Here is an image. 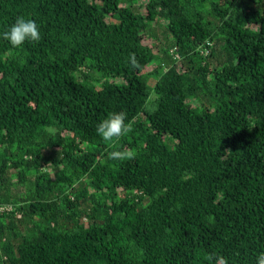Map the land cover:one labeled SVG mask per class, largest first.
<instances>
[{
    "label": "trees",
    "instance_id": "obj_1",
    "mask_svg": "<svg viewBox=\"0 0 264 264\" xmlns=\"http://www.w3.org/2000/svg\"><path fill=\"white\" fill-rule=\"evenodd\" d=\"M139 3L0 0V33L23 16L42 37L0 38V264L264 252V0ZM158 22L167 43L147 45ZM120 111L133 131L105 142L96 127ZM125 148L135 159H108Z\"/></svg>",
    "mask_w": 264,
    "mask_h": 264
},
{
    "label": "clouds",
    "instance_id": "obj_2",
    "mask_svg": "<svg viewBox=\"0 0 264 264\" xmlns=\"http://www.w3.org/2000/svg\"><path fill=\"white\" fill-rule=\"evenodd\" d=\"M0 38L7 40L13 48L18 49L26 42L39 43L42 37L40 28L34 20L19 16L8 30L0 33ZM128 62L134 69H140L141 67L135 53L129 55ZM132 131V121L129 120L127 113L124 111L109 113L96 127L97 135L109 143L120 140ZM135 157L136 152L128 148L108 153V159L118 162L131 161ZM206 260L208 264H228L224 256L216 253L208 255ZM256 264H264V252L257 255Z\"/></svg>",
    "mask_w": 264,
    "mask_h": 264
},
{
    "label": "rangeland",
    "instance_id": "obj_3",
    "mask_svg": "<svg viewBox=\"0 0 264 264\" xmlns=\"http://www.w3.org/2000/svg\"><path fill=\"white\" fill-rule=\"evenodd\" d=\"M148 0H140V3L138 6H135V9L137 10H140L142 13L145 12L146 10V4H147ZM152 31L154 33V35L157 36V40H148L146 39L145 40V43L147 45H161V44H166L167 43V35L165 33V30H164V26L161 22H158V23H154L152 25ZM156 67V64H152L150 65L148 68H147V71H152L154 70ZM87 74L89 75L90 77V80L94 83H96L98 86L101 85V81H103V79H101V76L98 74V73H94L93 71L91 70H86ZM117 82H121V80H117ZM154 79H151L150 80V87H153V84H154ZM151 91V94H150V97H149V100H148V103L146 105V110L148 112H152L155 108H156V99H157V95L155 94V92L150 89ZM57 155V153L55 154ZM26 188H19V189H15L14 191L16 193H19V194H26Z\"/></svg>",
    "mask_w": 264,
    "mask_h": 264
},
{
    "label": "built area",
    "instance_id": "obj_4",
    "mask_svg": "<svg viewBox=\"0 0 264 264\" xmlns=\"http://www.w3.org/2000/svg\"><path fill=\"white\" fill-rule=\"evenodd\" d=\"M205 52H206V53H209V50L207 49Z\"/></svg>",
    "mask_w": 264,
    "mask_h": 264
}]
</instances>
